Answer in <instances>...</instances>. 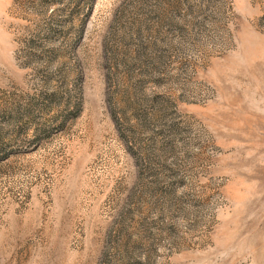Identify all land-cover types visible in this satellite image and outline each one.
I'll return each instance as SVG.
<instances>
[{
    "label": "rangeland",
    "instance_id": "obj_1",
    "mask_svg": "<svg viewBox=\"0 0 264 264\" xmlns=\"http://www.w3.org/2000/svg\"><path fill=\"white\" fill-rule=\"evenodd\" d=\"M0 264H264V0H0Z\"/></svg>",
    "mask_w": 264,
    "mask_h": 264
}]
</instances>
